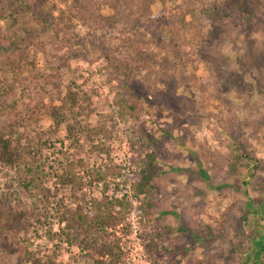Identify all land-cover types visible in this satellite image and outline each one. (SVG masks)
I'll return each instance as SVG.
<instances>
[{
    "label": "rangeland",
    "instance_id": "obj_1",
    "mask_svg": "<svg viewBox=\"0 0 264 264\" xmlns=\"http://www.w3.org/2000/svg\"><path fill=\"white\" fill-rule=\"evenodd\" d=\"M39 2L11 0L8 9L0 11V27L15 17L23 36L26 35L24 31H35L38 36L36 46L31 47L35 54L29 52L31 58H36L41 68L45 60L51 58L54 65L63 63L64 72H67V77L57 88L54 87L55 78L48 72V78L43 81L48 92L45 103L50 105L51 99L56 103L66 94L69 80H73L81 87V92L90 96L92 101L83 105H90L93 113L89 121L96 126L100 114L109 115L112 111L116 90L121 85L119 79L111 78L113 68L108 62L110 54L119 55L111 53L114 49L111 45L88 35L87 28L78 19H69L74 0H47L46 8L49 13L52 11L53 19L43 25L39 12L31 9V6L38 7ZM214 2L218 11L211 29V39L215 38L213 46H208L204 55L188 63L184 71L186 76L211 79L206 99L197 95L196 101L192 102L189 93L174 81L162 77L161 64L164 62L166 68V61L155 48H148L147 41L154 42L155 36L146 31L148 29L141 19H136V13L117 15L118 31L112 29L114 39H109L129 61L130 68L125 66L127 77L119 76L127 85L122 88L129 94V103L138 109L140 123L136 124L131 117L116 119L118 131L113 139L108 140L109 156L90 157L85 165L89 171L105 170L106 165L122 167L124 177L111 176L109 180L116 183L125 179L122 190L128 195L133 193L130 184L142 180L143 171L154 183H160L157 202L171 213L166 225L170 228V236L176 238V253L157 264H189L205 258H210L213 264H254L256 243L264 235V0ZM150 3L155 13L162 8L159 0H150ZM92 6L107 18L116 12L113 5ZM94 22L90 21L91 24ZM66 25L72 26L71 29ZM136 31L146 36L142 50L135 49L134 43L139 38ZM152 59L155 62L151 63ZM138 61L143 62L144 67L139 69ZM120 64L123 65L122 59ZM176 70L182 72L183 68L182 71ZM34 74L35 71L28 68L26 75ZM93 89L97 92L95 96L91 93ZM130 95L138 99L134 100ZM161 106L163 108L159 109ZM26 115L22 113L20 118L26 120ZM9 120L6 118V122ZM39 122L45 128L54 125L48 118ZM142 129L144 141L133 148L130 138ZM65 136L64 129L54 133V138L65 139L66 148L69 143ZM73 150L70 152H75V160L85 158ZM45 152L47 155L53 153L51 150ZM146 154H153V160H149ZM81 169L86 170V167ZM203 173L209 176L208 180ZM29 178L19 169H3L0 172V194L9 188L18 190L20 181ZM82 178L85 186L81 196L103 199L105 186L109 183L90 186L86 175ZM46 186L54 190L55 180H50ZM69 195L68 188L60 192L59 197L72 203L73 198ZM40 196L37 192L34 197L22 198L21 202L32 208L40 204ZM137 206L134 203V212L126 219L128 232L123 229L124 223L111 232L121 240L123 264H152L141 237L143 231L135 211ZM226 210L228 215L224 226L213 223L211 217L218 219ZM207 226L211 231L206 229ZM58 229L55 225L53 231L58 232ZM158 229L156 227L155 231ZM42 235L43 238L36 243L46 244L54 250L55 244L49 242L44 233ZM70 250L79 254V248L70 247ZM92 255L94 260L78 257L72 262L71 254L62 248L58 261L96 264V260H106L94 252Z\"/></svg>",
    "mask_w": 264,
    "mask_h": 264
},
{
    "label": "trees",
    "instance_id": "obj_2",
    "mask_svg": "<svg viewBox=\"0 0 264 264\" xmlns=\"http://www.w3.org/2000/svg\"><path fill=\"white\" fill-rule=\"evenodd\" d=\"M90 1H93L92 5H113L112 7H116V15L104 17L92 9L94 7ZM159 1L162 8L155 13L149 6L150 0H74L69 19H78L87 28L88 35L111 45L114 47L111 53L119 55L117 57L110 54L108 62L113 68L110 71L111 78L119 79L121 85L116 90L112 111L109 115L100 114L96 126H92L89 121L93 113L90 105H83L92 100L88 94L81 92V87L73 80H69L66 94L56 100V103L54 99H51L50 105L45 103L48 92L44 89L46 86L43 81L48 78V72L55 78L56 88L65 80L67 72H64L63 63L54 65L51 58L45 60L43 68L37 65L36 58H31L29 52L35 54L31 47L36 46L38 36L35 31H24L26 35L23 36L15 17L6 26L0 27V172L16 168L23 176H30L29 179L20 181L18 190L9 188L4 194H0V264H71L58 261L62 248L71 254L70 258L74 260L72 262H76L78 257L94 260V252L99 257L106 258L105 262L96 260V264H123L121 240L111 230L124 223L123 229L128 232L126 219L134 212V203L138 204L135 211L139 216L143 231L141 237L151 263L157 264L165 258H172L176 253V238L170 236V228L166 225L171 213L157 202L160 183H154L145 174L146 171H143L142 180L130 184L133 193L128 195L122 190L126 184L125 179L116 183L109 180L111 176L122 179V167L106 165L105 170L100 168L89 171L85 165L86 159L90 157L109 156L111 148L108 140L113 139L118 131L116 119L131 117L136 124L140 123L138 109L133 103H129V94L122 88L126 83L119 76L127 77L125 66L130 68L129 61L124 58L120 48L112 45L109 40L114 39L112 29L118 31L116 24L120 13H136V19H141L148 29L146 31L155 36V41L148 40L147 46L155 48L164 57L167 67L164 68V62L161 64L163 78L174 81L189 93L192 102L196 101L197 95L209 96L211 79L186 76L184 71L188 63L204 55L208 46H213L215 38L211 39V29L214 15L218 11L214 7V0H181L180 3H176L177 0ZM10 2L11 0H0V11L8 9ZM46 2L47 0H40L38 7L31 6L42 17V25L53 19L52 11L49 13L46 8ZM91 20L95 22L91 24ZM71 27L67 26L68 29ZM99 31L107 34L98 36ZM136 35L139 38L134 43L135 49L142 50L145 33L136 31ZM123 42H126V38H123ZM121 59L123 65L120 64ZM153 62L154 59L151 60ZM137 66L140 69L144 64L138 61ZM28 68L34 70L35 74L27 76ZM175 69L182 72H176ZM91 93L93 96L97 95L95 89ZM130 96L134 100L138 99L135 95ZM22 113L27 114L26 120L20 118ZM6 118L10 119L9 122H6ZM44 118L53 120L54 125L51 128L42 126L39 121ZM61 129H64L69 143L66 148L65 139L54 138V133ZM168 133L171 135V132ZM135 135L130 138L133 148L144 141L145 132L142 129ZM72 149L85 158L75 160V152H70ZM47 150H51L52 155H47ZM153 156L146 154L149 160H153ZM85 167L86 170L81 169ZM254 167L257 169V166ZM81 173L86 175L90 186L109 183L105 186L103 199L81 196L85 186ZM203 176L208 180L206 173ZM52 179L56 183L54 190L51 186H46ZM68 188L69 197L73 198L72 203H66L65 197H59L60 192ZM37 192L41 194L39 205L30 208L21 202L22 198L34 197ZM227 215L226 210L218 219H211L213 223L223 227ZM55 225L59 228L58 232L53 231ZM156 227L159 228L158 231H155ZM206 229L211 231L208 226ZM42 232L49 242L55 244L54 250L49 249L46 244L36 243L43 238ZM256 245L257 252L253 255V262L264 264V235L260 236ZM70 247L79 248V254H73ZM189 264H213V261L205 258Z\"/></svg>",
    "mask_w": 264,
    "mask_h": 264
}]
</instances>
